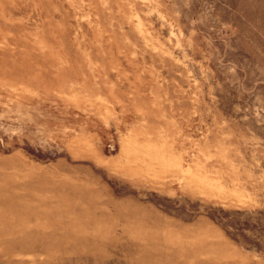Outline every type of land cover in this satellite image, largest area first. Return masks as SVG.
Returning a JSON list of instances; mask_svg holds the SVG:
<instances>
[{"label": "rangeland", "instance_id": "1", "mask_svg": "<svg viewBox=\"0 0 264 264\" xmlns=\"http://www.w3.org/2000/svg\"><path fill=\"white\" fill-rule=\"evenodd\" d=\"M0 264H264V0H0Z\"/></svg>", "mask_w": 264, "mask_h": 264}]
</instances>
